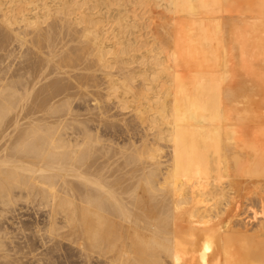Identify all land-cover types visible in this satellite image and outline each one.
Returning <instances> with one entry per match:
<instances>
[{
  "label": "bare ground",
  "instance_id": "6f19581e",
  "mask_svg": "<svg viewBox=\"0 0 264 264\" xmlns=\"http://www.w3.org/2000/svg\"><path fill=\"white\" fill-rule=\"evenodd\" d=\"M235 1L0 0V264H264V0Z\"/></svg>",
  "mask_w": 264,
  "mask_h": 264
},
{
  "label": "rangeland",
  "instance_id": "374dc122",
  "mask_svg": "<svg viewBox=\"0 0 264 264\" xmlns=\"http://www.w3.org/2000/svg\"><path fill=\"white\" fill-rule=\"evenodd\" d=\"M240 1V2H239ZM246 1V0H245ZM244 0H236L235 1V6L237 5H240L241 7L243 6V2H245ZM242 4V5H241ZM115 9H116V7H114ZM157 9V8H156ZM155 9V11H156V15H157V12H158V14H159V16L157 15V19H158V17H159V19H161V17H160V15H162V17H164L165 15H164V13H161V9L159 10V9H157L156 10ZM161 13V14H160ZM246 14V13H245ZM245 14H243V15H245ZM240 12H232V13H230V14H225V21L226 20H230V19H232V18H241V17H244ZM232 17V18H231ZM153 28H151L150 30H152ZM143 31H145V29H143ZM149 35H151V34H149ZM148 35V37H150ZM264 56H262L261 58H259V60H258V58H256L255 60L257 61V62H259L260 63V67H259V63H258V65H257V62H255V61H253L252 60V62H254V63H251V70H252V72H257L256 73V75H254V73H253V75L252 76H250V77H248V79L249 80H258V81H261L262 82V84H263V87H264V71L262 70V69H264ZM254 64V65H253ZM252 67H255L254 69H252ZM259 69H260V71H263V74H261L262 72H259ZM258 70V71H257ZM258 74L259 75H261L262 77H258ZM182 89V87H177V88H175L174 90H181ZM186 90V89H185ZM184 90V91H185ZM188 90V89H187ZM259 97V96H258ZM257 96H256V99L258 98ZM188 98V97H187ZM260 99V98H259ZM263 99V98H262ZM187 100V99H186ZM258 100V99H257ZM190 102V100H187V104ZM263 112V114H264V109H262V110H259V112ZM261 113H258L257 112V114H256V116H258V117H261V119L260 118H256V120L254 119V120H252V118H251V116L250 115H248V114H245L244 116H242V121H243V133H244V135H245V140L248 142V144H251V148H250V152H251V154L252 155H256V154H261L264 150L263 149H261L259 146H258V144L259 145H264V138H262V137H260L259 136V132H261L263 129V127H264V120H262V119H264V115H260ZM260 115V116H259ZM238 116V118L240 117L241 118V116L240 115H237ZM212 118H213V116H212ZM258 126V127H257ZM228 127H231V125H229ZM259 129V130H258ZM264 131V130H263ZM258 136H259V139H258ZM261 138V139H260ZM258 139V140H257ZM254 142V143H253ZM191 149V148H190ZM258 182V183H257ZM263 182V183H262ZM257 185V186H256ZM253 186H256L255 188L253 187ZM262 187H264V180H255V182L254 183H252L251 185L249 184L248 185V187H247V190L245 191V193H244V196H243V198H242V202H243V200H244V202H243V204H242V208H241V213H245V212H248V213H245L244 215H243V217L244 218H246V216L248 215V218L250 217L251 218V222H253V223H248V218H247V221L246 222H244L245 220H243V221H241V223H242V225L243 226H248L247 228H251L250 229V231H251V233H250V231H249V233L250 234H256V228H257V224H255L256 223V216H261L260 214L259 215H256L255 213H254V211L253 210H250L249 211V207H254V205H255V208H258L259 209V207H260V203L259 204H257V202H259L258 201V198H259V196L261 195V194H264L263 192H264V190H263V188L261 189ZM257 189H258V191H257ZM260 189V190H259ZM250 191H251V193H250ZM255 193H254V192ZM257 191V192H256ZM260 192V193H259ZM247 194H248V196H247ZM253 194H255V195H253ZM246 197H247V199H246ZM245 199H246V201H245ZM254 199V200H253ZM253 200V201H252ZM251 203H252V206H249V205H251ZM18 204H21V206H25V209L22 211L23 213H22V215L21 216H23V218L24 219H26V221L28 222V223H30V224H33V222H34V218L36 217L35 215V213H37V206L36 207H32L33 205L30 203V200L29 201H27L25 198H19L18 199V201H17V203L15 204V205H18ZM0 205H3V204H0ZM249 207H248V206ZM256 205H257V207H256ZM245 206V207H244ZM259 206V207H258ZM3 207H4V209L6 208L5 207V205H3ZM3 207L2 206H0V209L1 210H3ZM244 208V209H243ZM246 210V211H245ZM243 211H245V212H243ZM40 215H41V211H40V213H39ZM8 215L9 216H11L12 214L11 213H8ZM31 217V218H30ZM42 218V217H41ZM42 220V219H41ZM250 220V219H249ZM244 222V223H243ZM249 224V225H248ZM252 224V225H251ZM254 224V225H253ZM252 226V227H251ZM254 226V227H253ZM252 228H254V229H252ZM253 231V232H252ZM28 232V236H31V234H30V232L29 231H27ZM26 232V233H27ZM21 234V235H20ZM237 234V233H236ZM234 235L235 237H240L239 236V234L238 235ZM18 235H20L19 237H23V233H18ZM41 243H39L38 245L39 246H41L40 245ZM63 245H65V246H63V248L64 249H62V251H58V252H56V254L52 257L51 256V258L49 259H44L45 261H43V264L45 263H47V264H82L83 262V264H85V261L82 259V258H80L79 257V254H77V249L75 250V248H73V247H71V248H73V249H71L70 247H69V245H66V243L65 244H63ZM69 249V250H68ZM40 250H44V248H42V249H40ZM61 252V253H60ZM64 252V253H63ZM76 252V253H75ZM75 253V254H74ZM25 257H24V256ZM78 257H77V256ZM31 256V257H30ZM27 257V258H26ZM69 257V258H68ZM54 258V259H53ZM17 259H23L22 261L20 260V262H18L17 264H35V262H36V260L34 259V258H32V255H25V254H20V255H18V257H17ZM51 259H52V261H51ZM47 260H48V262H47ZM32 261V262H31ZM50 261V262H49ZM25 262V263H24ZM98 262V263H97ZM37 264H39L38 262H36ZM94 263H96V264H104V263H101V262H99V261H97V260H94ZM40 264H42V262L40 263Z\"/></svg>",
  "mask_w": 264,
  "mask_h": 264
}]
</instances>
